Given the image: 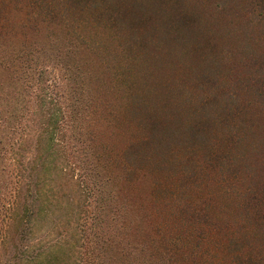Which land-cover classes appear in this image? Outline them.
I'll return each instance as SVG.
<instances>
[{"label": "rangeland", "instance_id": "obj_1", "mask_svg": "<svg viewBox=\"0 0 264 264\" xmlns=\"http://www.w3.org/2000/svg\"><path fill=\"white\" fill-rule=\"evenodd\" d=\"M0 7L17 33L0 37V51L25 52L11 58L13 69L40 58L32 66L57 78L63 105L80 109L65 126L69 141L86 150L85 167L101 171L94 200L51 174L58 199L38 236L69 234L84 213L107 230L108 255L120 242L147 248L133 255L140 264H264V0H0ZM4 69L7 120L23 110L11 94L20 82ZM94 145L99 164L89 162ZM6 175L0 171L1 192ZM149 215L172 236L150 234L158 229L142 221Z\"/></svg>", "mask_w": 264, "mask_h": 264}, {"label": "trees", "instance_id": "obj_2", "mask_svg": "<svg viewBox=\"0 0 264 264\" xmlns=\"http://www.w3.org/2000/svg\"><path fill=\"white\" fill-rule=\"evenodd\" d=\"M2 10L0 7L1 39L16 37L17 33L9 27L8 20L2 19ZM3 29L5 30L2 34ZM42 50L39 52L49 53L46 48ZM23 52L18 50L12 56L4 51L0 54V70L6 67L5 72L14 75L12 79L16 80L15 83L20 82L19 86L13 88L11 94L15 103L23 110L20 114L23 121L19 115L13 113L7 120L0 119V130H5L7 136L6 147L2 148L4 152L0 150V157L5 158L4 153L8 147L9 159L13 162V165L9 162L8 165L0 166V171L7 174L8 182L6 184L8 191L0 190V264H140L138 258L133 256L147 251L146 247L141 249L140 244L125 249L119 242L117 246L121 248L118 252L113 255L107 254L110 239L102 224H99L98 228L96 215L82 213L79 216L82 223L80 227L77 225L74 231L70 230L69 234L62 233L56 239L52 240L54 231L38 236L43 232L38 226L40 221L45 219L52 222L54 215V211L51 210L52 204L54 205L58 199L55 190L53 192L51 189L54 181L51 174L56 172L67 181L71 180L74 184L82 186L88 191V198L94 200L96 193L94 181L100 177L101 171L93 164H90L89 168L85 167L82 154L86 150H83L80 142L77 144L69 141V130H66L65 126L69 125V121L76 123L75 119L80 109L63 105L61 94L58 92L62 86L57 88L59 81L55 76L49 78V74H46L47 67L40 66V70L37 71L38 68L32 66L37 65L41 61L40 58L28 57L22 68H11L12 59L19 62L23 58ZM85 115L86 112L83 116ZM18 128L20 130H17ZM78 134L82 135V131L79 130ZM74 136L71 134L72 138ZM3 143L2 138L0 147ZM84 147L86 148V144ZM96 147L92 146L93 153L89 152V162L99 164V161L92 159V154H100ZM148 217L150 222L152 221L150 224H155L158 229L157 232L150 234L162 239L163 231L165 236L167 234L172 236L171 230L164 231L162 226L164 224L156 221L153 215L145 216L142 221ZM101 218L98 216L97 219ZM130 243L131 241L127 240L125 246L129 247ZM75 247L76 251L71 253V249ZM174 247L177 249V244H174ZM193 254L195 248L192 256ZM144 264L150 263L145 261Z\"/></svg>", "mask_w": 264, "mask_h": 264}]
</instances>
